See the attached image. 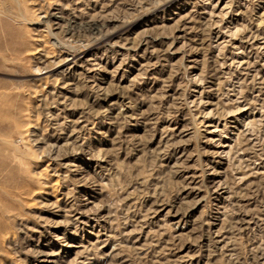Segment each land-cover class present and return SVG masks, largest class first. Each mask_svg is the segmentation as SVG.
<instances>
[{"label": "rangeland", "instance_id": "rangeland-1", "mask_svg": "<svg viewBox=\"0 0 264 264\" xmlns=\"http://www.w3.org/2000/svg\"><path fill=\"white\" fill-rule=\"evenodd\" d=\"M0 264H264V0H0Z\"/></svg>", "mask_w": 264, "mask_h": 264}, {"label": "bare ground", "instance_id": "bare-ground-1", "mask_svg": "<svg viewBox=\"0 0 264 264\" xmlns=\"http://www.w3.org/2000/svg\"><path fill=\"white\" fill-rule=\"evenodd\" d=\"M90 30H92V29H90Z\"/></svg>", "mask_w": 264, "mask_h": 264}]
</instances>
